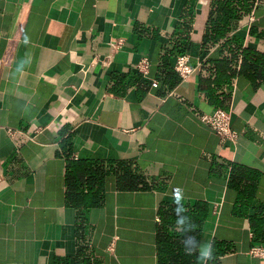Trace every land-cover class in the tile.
<instances>
[{"label": "crops", "instance_id": "1", "mask_svg": "<svg viewBox=\"0 0 264 264\" xmlns=\"http://www.w3.org/2000/svg\"><path fill=\"white\" fill-rule=\"evenodd\" d=\"M217 1L0 0V264H202L186 236L207 264H264V0L222 30ZM218 107L235 144L200 119Z\"/></svg>", "mask_w": 264, "mask_h": 264}, {"label": "built area", "instance_id": "2", "mask_svg": "<svg viewBox=\"0 0 264 264\" xmlns=\"http://www.w3.org/2000/svg\"><path fill=\"white\" fill-rule=\"evenodd\" d=\"M249 20L253 19V15L248 16ZM123 43L122 38H116L111 40L109 43L110 51L116 52ZM13 52V48L9 47L6 56L10 58ZM111 55L108 54L107 59L103 62L105 64L109 63ZM133 68L142 75H147L149 72V58L146 55H142L134 64ZM173 68L179 74L182 79H186L199 67L193 65L189 62V55L187 53H179L176 55ZM153 84H156V81H152ZM232 118V109L231 108H222L218 107L212 112L202 113L200 119L210 126L218 135L221 145H230L235 144L237 140V132L231 126ZM6 131L12 135L17 129L15 128H6ZM31 137V135H30ZM249 254L254 256H259L264 258V243L255 244L250 247L248 250Z\"/></svg>", "mask_w": 264, "mask_h": 264}, {"label": "trees", "instance_id": "3", "mask_svg": "<svg viewBox=\"0 0 264 264\" xmlns=\"http://www.w3.org/2000/svg\"><path fill=\"white\" fill-rule=\"evenodd\" d=\"M215 11L217 12V15L215 19L211 18L212 26L214 29L222 30L229 23L230 18L233 15L232 13L233 12V0H218L216 2ZM88 170L89 169L84 164L71 163V166L69 167V171H68V177H67V183L69 186V194L75 190V187H74V185L76 184L75 180L79 179L80 176L88 172ZM81 172L82 174H80ZM161 239L165 241L163 245H166L168 249L173 245L169 242H166L168 239L166 235L163 236V234H161Z\"/></svg>", "mask_w": 264, "mask_h": 264}, {"label": "clouds", "instance_id": "4", "mask_svg": "<svg viewBox=\"0 0 264 264\" xmlns=\"http://www.w3.org/2000/svg\"><path fill=\"white\" fill-rule=\"evenodd\" d=\"M174 197V203H177L179 200H182L183 197L179 196L178 193H173ZM176 213V222L177 223H182L183 220L185 219L184 217H178L179 212L181 211H186L185 208L183 207H178L174 209ZM194 229V225L190 224L189 226V231H192ZM196 238L194 236H186L183 239V244H184V251L186 255H192L193 253L198 254V259L202 262V264H207L208 260L214 259L213 253L209 251L211 248V244L209 242L204 243L201 247L202 250L197 252L195 245Z\"/></svg>", "mask_w": 264, "mask_h": 264}]
</instances>
